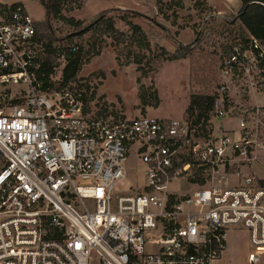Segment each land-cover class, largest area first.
Segmentation results:
<instances>
[{
	"label": "built area",
	"instance_id": "1",
	"mask_svg": "<svg viewBox=\"0 0 264 264\" xmlns=\"http://www.w3.org/2000/svg\"><path fill=\"white\" fill-rule=\"evenodd\" d=\"M39 21L0 0V264H219L232 231L264 264V39L224 47L201 116L103 117L51 88Z\"/></svg>",
	"mask_w": 264,
	"mask_h": 264
},
{
	"label": "rangeland",
	"instance_id": "2",
	"mask_svg": "<svg viewBox=\"0 0 264 264\" xmlns=\"http://www.w3.org/2000/svg\"><path fill=\"white\" fill-rule=\"evenodd\" d=\"M2 1H21L37 20H45L46 11L39 0ZM242 6V0H61L58 15L51 21L55 33L62 37L51 45L57 50L51 88L82 89L98 116L181 117L188 91L191 95L212 94L220 80L218 66L224 47L248 35L239 17ZM114 8L121 9L113 14L121 33L75 31L73 20L86 24ZM123 10L133 12L130 21L137 28L121 19ZM180 45L188 47L187 57L181 58L180 65L161 69L166 61L160 47L174 52ZM72 46L77 47L80 68L76 76L67 79L64 69L69 61L67 56L59 58L58 52H68ZM259 100L263 102L264 97ZM129 164L123 186L143 183L144 166L137 164L135 156ZM181 186L188 188L179 182L171 188L179 190Z\"/></svg>",
	"mask_w": 264,
	"mask_h": 264
},
{
	"label": "trees",
	"instance_id": "3",
	"mask_svg": "<svg viewBox=\"0 0 264 264\" xmlns=\"http://www.w3.org/2000/svg\"><path fill=\"white\" fill-rule=\"evenodd\" d=\"M40 3L45 8V20L39 21L37 23V30L39 33L40 39L49 40V45L47 46V54L44 60V71L51 72V70L56 65V53L57 50L52 49L51 45L54 40L62 39L58 36L52 26V19L58 15L59 12V3L61 0H39ZM243 6L241 13L239 15L240 20L245 25L253 35L264 39V0H242ZM121 11L120 8H114L111 10H105L100 12L96 17H94L90 22L84 24L80 20H73L75 26V31H80V33L86 32H99L102 35H114L116 33H121L118 28L115 27V22L113 14ZM124 14L121 16V19L124 20L127 24L131 25L133 28H137L136 24L130 21V16L133 14L131 10H123ZM138 15L137 13H134ZM161 51L165 55L162 59L163 61L167 60H176L187 57L189 50L187 46L180 45L177 50L174 52L168 51L164 47H160ZM60 51H66L60 49ZM58 52V53H59ZM67 53V59L69 63L64 69V74L67 79H70L76 76L80 68V58L77 56V49L75 51L69 49ZM157 70L155 69L154 72ZM213 102V96L210 94H192L186 113L193 112L195 109L198 110V115L201 116L202 113L207 111Z\"/></svg>",
	"mask_w": 264,
	"mask_h": 264
},
{
	"label": "crops",
	"instance_id": "4",
	"mask_svg": "<svg viewBox=\"0 0 264 264\" xmlns=\"http://www.w3.org/2000/svg\"><path fill=\"white\" fill-rule=\"evenodd\" d=\"M16 2H20V1H16ZM180 60H183V59L167 60L164 63V66L161 67V69L169 64L180 65L179 64ZM188 76H189V73L187 74V80H188ZM187 97L188 99L182 108V112L180 113L181 116L185 115L186 109L189 106L190 99H191L190 91H188ZM156 116H159V115H156ZM161 117H172V116L168 115V116H161ZM248 251H249L248 233L246 231H240V232L232 231L229 234V248L219 264H246Z\"/></svg>",
	"mask_w": 264,
	"mask_h": 264
}]
</instances>
